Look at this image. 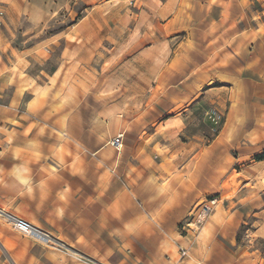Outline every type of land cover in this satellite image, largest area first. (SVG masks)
Segmentation results:
<instances>
[{"label": "crops", "instance_id": "0c3cea01", "mask_svg": "<svg viewBox=\"0 0 264 264\" xmlns=\"http://www.w3.org/2000/svg\"><path fill=\"white\" fill-rule=\"evenodd\" d=\"M30 1L51 13L52 0ZM143 1L126 7L130 22H121L124 46L138 48L104 56L107 73L98 71V77L106 80L99 78L86 108L82 99L68 97L81 87L84 58L63 56L54 72L29 69L34 50L13 44V23L0 14V264H264V184L242 177L247 168L237 170L235 163L243 157L229 155L235 121L202 147L200 135L190 134L195 121L188 112L203 102L222 109L238 104L245 73L258 61V26L244 20V0H207L195 16L172 0ZM16 3L24 4L0 0V7ZM101 26L79 21L69 33L76 31L79 45L91 31L99 46ZM178 30L196 37L165 56L166 40ZM199 33L205 42H198ZM72 61L75 74L63 69ZM186 62L195 65L186 70ZM73 76L76 85L69 86ZM248 78V86H257L253 71ZM165 93L172 99L166 108ZM20 105L27 116L17 112ZM53 107L60 110L56 116ZM149 111L167 114L149 119ZM121 129L139 148L116 151L111 141ZM215 194L200 230L185 232L181 225L193 219V205ZM6 214L48 231L60 247L15 229ZM248 223L254 227L250 241Z\"/></svg>", "mask_w": 264, "mask_h": 264}, {"label": "rangeland", "instance_id": "374dc122", "mask_svg": "<svg viewBox=\"0 0 264 264\" xmlns=\"http://www.w3.org/2000/svg\"><path fill=\"white\" fill-rule=\"evenodd\" d=\"M31 2L30 0H23L22 4H14V9H7V5L2 4L0 7V14L4 18L3 21L12 22L14 26L13 34V44L17 46L20 50H34L36 58L35 62L31 65L29 69H33L38 72L40 70H46L47 72H54L57 70L62 63L63 56L71 57L70 59H75L76 55L82 56L84 60L78 64V74L82 78H78L77 81L81 84L78 93L75 89H72L74 93L68 94V97L72 100L75 96L82 99L84 102V107H89L96 97L97 90L99 88L98 77L100 71L106 76L107 70H102L103 66H107V62L103 61L104 56L108 54H132L138 48L129 46L128 48L124 46L122 38L124 35L125 26L122 23L130 22V16L132 14L124 13L126 7L137 8L139 5L146 4L143 0H52V10L42 13L41 5L37 2ZM42 1V0H41ZM166 2L167 0H162ZM207 0H172V4L180 8H185L191 11V16L194 9L199 6L205 5ZM161 4V2L159 1ZM149 4V3H148ZM235 5V3H233ZM239 4V3H236ZM244 5L246 7V13L244 14V20L248 23L258 26V38L255 41V54L257 55L258 61H255L253 69L251 67L247 69L245 73V83L242 87L241 93L237 94L238 104L236 108L235 105L228 104L224 109L220 108L215 104H207L203 102L202 104H197L194 109L189 112V115L194 118L193 132L190 134H199L200 138L199 144L202 147L207 146L213 142V140L220 134L224 127H227V121L233 120L235 124L231 126L228 134H231V141L233 143L230 146L229 155L242 156L241 161L235 163V168L240 170L244 169L245 172L241 174L242 177H247V175L253 176L254 180L259 181V183L264 184V159L258 160L256 155L264 152V0H244ZM3 12H2V11ZM100 22L101 27V38L99 39V46L96 41L93 40L91 31L87 36H85L84 41L79 45L76 40H73L76 35L69 33L71 27H73L77 22ZM115 23L117 24L115 27ZM132 23V22H131ZM187 30L183 32L178 30L171 37L172 39H167L165 47V56H172L173 52L170 50L172 48L175 50L178 44L183 41H188L195 38L194 32L190 31L191 35L187 34ZM116 33L114 36L113 34ZM110 34V39L108 38ZM199 33L197 35L198 42H205L204 36ZM115 38V39H114ZM68 41V42H67ZM94 54H99L98 57L93 56ZM49 60L41 62L40 59L48 57ZM102 57V58H100ZM39 59V60H38ZM107 60V58H105ZM256 60V58H255ZM40 61V62H39ZM75 61L65 62L63 69H71V71L76 73ZM118 64V63H116ZM121 65L123 63H120ZM128 64H139L131 62ZM165 67H169L170 63L165 62ZM245 64V62H243ZM195 65V62L183 63L182 67L187 70ZM150 69V68H149ZM258 76L259 79L256 81L258 84L251 87L246 84L250 80L251 74ZM42 80V79H39ZM100 80H106V78H100ZM100 81V82H101ZM76 85V78H70L69 86ZM79 92H82L79 94ZM106 95V94H103ZM150 94H148V97ZM58 97V98H57ZM120 94H117L115 98H119ZM59 95H53V101L59 100ZM107 101V100H105ZM150 97L147 102V107H150ZM172 104V99L169 93H165L161 105L166 108ZM69 107V106H68ZM20 116H27L28 112L25 106L20 105L17 108ZM53 116L59 113V109H53ZM70 112V111H69ZM164 115L154 114L149 111V119L155 117H164ZM124 129L119 130L120 133H124ZM188 133H184L182 138L187 137ZM189 136V134H188ZM126 137L129 136L126 134ZM125 138L122 151L127 149L139 148V142H136L133 136H130L129 140ZM159 143H157L156 148H159ZM120 150H116L120 152ZM256 153V154H255ZM237 170H234L235 176L237 175ZM249 173V174H246ZM218 194L212 195L199 201L197 204L193 205L192 209L199 203L209 200L216 199ZM191 215V214H190ZM184 222L181 226H183ZM245 226L244 234L246 236V231L249 228V234L252 233L253 226L248 223ZM247 239V238H246ZM248 240V239H247Z\"/></svg>", "mask_w": 264, "mask_h": 264}, {"label": "built area", "instance_id": "2783aa9c", "mask_svg": "<svg viewBox=\"0 0 264 264\" xmlns=\"http://www.w3.org/2000/svg\"><path fill=\"white\" fill-rule=\"evenodd\" d=\"M124 133H119L111 141V144L118 150L122 149L124 144ZM216 204V199H207L198 205H196L192 211L191 216L193 219L186 222L182 228L186 232L187 228L192 229L197 232L202 227L205 220L208 218L209 214L212 212ZM2 214H0L1 216ZM6 221L10 223L15 229L25 233L26 235L32 237L36 241L42 243L45 246L60 247L61 243L57 241L48 231L34 225L28 220L21 218L19 216H14L11 214H6L4 216ZM190 222V223H189ZM187 227V228H186ZM249 228L246 231V238L250 241ZM182 257L187 255V249L184 247L179 248Z\"/></svg>", "mask_w": 264, "mask_h": 264}, {"label": "trees", "instance_id": "16d2710c", "mask_svg": "<svg viewBox=\"0 0 264 264\" xmlns=\"http://www.w3.org/2000/svg\"><path fill=\"white\" fill-rule=\"evenodd\" d=\"M256 157H257L258 160L264 159V152L261 153V154H257Z\"/></svg>", "mask_w": 264, "mask_h": 264}]
</instances>
